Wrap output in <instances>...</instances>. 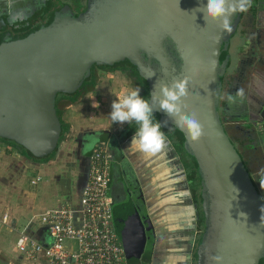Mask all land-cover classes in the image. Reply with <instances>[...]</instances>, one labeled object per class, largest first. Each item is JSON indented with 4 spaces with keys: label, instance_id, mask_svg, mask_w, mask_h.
<instances>
[{
    "label": "water",
    "instance_id": "95a60500",
    "mask_svg": "<svg viewBox=\"0 0 264 264\" xmlns=\"http://www.w3.org/2000/svg\"><path fill=\"white\" fill-rule=\"evenodd\" d=\"M201 2L207 0H85L79 11L65 3L23 34L2 33L0 137L32 156L57 150V94L76 91L93 64L131 65L143 79L147 99L158 81L188 76L187 110L197 113L206 134L193 143L171 120L163 128L183 138L197 164L204 224L195 264H215L210 259L215 255L223 257L222 264H263L264 199L219 115L229 38L241 13L233 17L232 31L224 32L195 10ZM154 116L167 119L161 111ZM114 142L111 138L118 148ZM119 220L115 214L126 250L143 252L151 233L146 214L137 207L125 222Z\"/></svg>",
    "mask_w": 264,
    "mask_h": 264
},
{
    "label": "crops",
    "instance_id": "0c3cea01",
    "mask_svg": "<svg viewBox=\"0 0 264 264\" xmlns=\"http://www.w3.org/2000/svg\"><path fill=\"white\" fill-rule=\"evenodd\" d=\"M28 1L30 2V0H0V22L7 20L12 12L19 13L24 8L23 4H27ZM60 1L69 3L70 0H51L54 3ZM241 88L245 90L246 98L243 103L237 101L229 105L226 110L229 114L225 113L227 117L224 118L228 124H231L230 119L233 118L246 127L249 124L258 129L260 152L257 153L261 155L260 166L264 169V112L258 114L259 110L264 108V75L251 68ZM127 89L128 85L119 87L117 80L116 82L97 81L92 89L81 93L74 102L60 97L57 104L59 110H61L60 105H64L66 109L64 120L69 123V129L60 140L55 154L46 161H36L4 142L6 144L3 150L11 154L0 150V167L6 168V164L9 168L12 164L9 158L19 156L15 157L19 160L17 164H25V167H29L26 169L28 171L35 170L31 178L39 176L35 182L37 189L32 193L39 199L42 197V208L66 202L77 205V198L87 175L91 148L96 141L107 140L113 152L109 188L113 198V213L120 217L123 213L126 214L139 207L141 212L146 214L151 225L150 237L142 254L144 262L195 264V249L203 229V213L200 183H195L186 163L190 157L177 148L176 138L164 129L161 130L165 132L170 143H167L159 154L146 156L130 147L134 132L128 133L125 129L127 123H112L108 118L112 101ZM231 90L233 92L227 89L223 93L220 92L219 100L228 93L235 94L236 90L233 88ZM222 99L227 101L225 98ZM231 113L233 115L229 116ZM228 127L230 128V125ZM100 130L104 132H98ZM111 138L115 141L114 144H118V148L111 145ZM11 147L16 152L12 151ZM118 183L121 184L118 186ZM261 186L264 188V184ZM49 191L50 193L47 194ZM261 194L263 196V193ZM5 213L6 221L1 217L0 221L9 224V230H16L17 216L12 215L8 210ZM1 234L0 244L5 254L13 256L12 251L14 256L24 261L18 263L33 264L15 249L16 237L11 239L8 233ZM130 259L139 262L137 256L135 258L130 256Z\"/></svg>",
    "mask_w": 264,
    "mask_h": 264
},
{
    "label": "built area",
    "instance_id": "2783aa9c",
    "mask_svg": "<svg viewBox=\"0 0 264 264\" xmlns=\"http://www.w3.org/2000/svg\"><path fill=\"white\" fill-rule=\"evenodd\" d=\"M112 159L107 140L96 141L77 205L66 202L30 216L17 233L15 249L33 264H139L130 259L114 223Z\"/></svg>",
    "mask_w": 264,
    "mask_h": 264
},
{
    "label": "clouds",
    "instance_id": "9594fccd",
    "mask_svg": "<svg viewBox=\"0 0 264 264\" xmlns=\"http://www.w3.org/2000/svg\"><path fill=\"white\" fill-rule=\"evenodd\" d=\"M251 5L252 0H207L206 3L201 2L195 10L203 13L206 24L214 21L221 31L231 32L233 17L237 13L247 12ZM189 85L188 76L173 79L170 83L158 81L154 85L151 99L142 96L139 87L128 88L112 101L108 118L112 123L131 125L134 122L137 127L131 138L130 147L146 156L159 154L167 143H170L165 132L161 130L169 120L176 128L186 131L193 143L199 142L206 134L205 127L195 111L187 110ZM222 98L231 106L237 101L243 103L246 93L243 88H238L235 94L228 93ZM156 111L163 112L167 119L163 122L157 121L154 116ZM210 259L215 264H222L223 261V257L219 255L211 256Z\"/></svg>",
    "mask_w": 264,
    "mask_h": 264
},
{
    "label": "flooded vegetation",
    "instance_id": "af4514ba",
    "mask_svg": "<svg viewBox=\"0 0 264 264\" xmlns=\"http://www.w3.org/2000/svg\"><path fill=\"white\" fill-rule=\"evenodd\" d=\"M38 1H34L31 4L28 2L27 4L29 5H27L26 8H22L19 13L12 12L10 16L7 17L8 23L7 20H1V33L10 31L12 34H18L20 33L19 29L21 26L24 27L27 23H43V21L46 20L50 15L49 12L53 9V5L47 8V2L49 0H46L45 2L44 0H40L41 2ZM68 4L74 11H79L82 8V6L79 7L76 4L75 0H70ZM236 33L239 35V40L237 43V59L233 63L231 59L228 60L226 70L222 76L221 93H223V91L226 89L232 91L231 88L234 90L241 88L242 83L245 81L247 73L251 68L264 75V0H252V5L249 10L247 12L241 13L236 29L229 38L228 47L230 46L231 38L235 36ZM95 67H97V65L94 66V69ZM124 74H126V76H128L130 79L134 77L129 76L127 72H124ZM228 108V102L221 98V100H219V115L222 119L224 128L234 143L239 146L238 142L241 140L244 143L243 147L248 149L250 152L252 151V148L255 147V144L258 148H260L258 140L259 131L258 129L254 128V126L248 124L246 127L243 124L236 122V120L233 118L230 119L231 124H227V120H225L224 117L226 116L225 113H227L226 110ZM263 112L264 108L260 109L258 114H263ZM232 115L233 113H231L229 116ZM229 125L233 131H230L231 129L228 127ZM254 137L257 138L255 144L253 141ZM252 176L255 180V183L257 184L258 189L261 191V193H263L264 196V188L261 186L264 184V175L261 172H258L255 175L252 173ZM129 213H131V211L127 212L126 214L123 213V215L120 216L119 221L125 222L124 219H127ZM149 237L150 235L148 238ZM144 247H146V245ZM144 251L145 250H143L141 253H132H136L137 256L144 257L142 256ZM140 264L146 263L140 262Z\"/></svg>",
    "mask_w": 264,
    "mask_h": 264
},
{
    "label": "rangeland",
    "instance_id": "374dc122",
    "mask_svg": "<svg viewBox=\"0 0 264 264\" xmlns=\"http://www.w3.org/2000/svg\"><path fill=\"white\" fill-rule=\"evenodd\" d=\"M34 1H38V0H30V2L29 1L28 2L29 4H31ZM38 2H40V0ZM29 4H23V7L26 8V6ZM237 35L238 33H236V35L231 38L230 46L228 47L229 59H231L232 63L235 62L237 59V51H238L237 43L239 40V35L238 36ZM94 70L96 72L98 82L99 81L105 82L111 80H114V82H116L117 80L119 87L120 86L125 87V85H128V88L137 87L135 86V84L132 83L131 79L128 76H126L124 72H122L121 69L118 68L104 69L97 66L95 67ZM60 108H61L60 111L62 113V117L65 119L66 109L64 105H60ZM4 144L6 143L0 140V150L4 151V153L6 154H11V152L3 150ZM238 144L240 148L243 149L245 154L249 153V150L243 147L244 143L241 140H239ZM11 150L14 151L12 147ZM257 152L260 151L257 150ZM7 157L8 156H6V158ZM15 157L18 158L19 156H12L11 158H9L12 161V164L10 165L9 168L6 166V164H5L6 168L0 167V217L2 218V215L5 213L6 210L10 211L12 215L17 216L18 218L16 220V228L21 229L22 226L27 222V219L30 217L32 213L37 212L38 210L39 211L42 209L44 210L45 207L42 208V204H43L41 199L42 197L39 199L34 193H32L33 191L35 192L37 189V185L31 182V176L34 175L35 170H31V169L29 171L26 170L29 167L28 166L25 167L24 166L25 164L22 163L17 164L19 160L15 159ZM251 161H254L256 163L257 160L255 158H251L249 162V165L252 168V173L255 175L256 173H258V170L255 167V163ZM121 183H118L117 185L119 186ZM50 191L47 192V194H49ZM111 192H113V186H111ZM9 228H10L9 224L2 223L0 221V233L2 234L8 233L10 235L8 237L14 239L17 234V229L9 230ZM11 254H13V256L5 254L4 249L0 244V264H3L2 262H5L7 264H9L8 262H13L15 264H21L18 262H24L22 258L14 256V253L12 251Z\"/></svg>",
    "mask_w": 264,
    "mask_h": 264
},
{
    "label": "trees",
    "instance_id": "16d2710c",
    "mask_svg": "<svg viewBox=\"0 0 264 264\" xmlns=\"http://www.w3.org/2000/svg\"><path fill=\"white\" fill-rule=\"evenodd\" d=\"M75 2H76V4L79 7L82 6V8H83L85 6V0H75ZM63 3H64L63 1H60L58 3H56V2L54 3V2H51V0H49L47 2V8L53 5V9L49 12V14H51L52 12H55L57 9H59L62 6ZM49 16L43 22H47L49 20ZM36 24H39V23L30 22V23H27L24 27L21 26V28L19 29L20 33H18V34H23V33L27 32L31 27L35 26ZM1 34L2 33H0V35ZM18 34L16 33V35H18ZM94 66H96V64L91 65L90 74H89L88 78H86L82 82L81 86L76 91H74L72 93H58L57 94L56 101H55V107H56L57 115H58V117L60 119V122H61V133H60V136H59V141L64 137L65 133L68 131L69 123L67 121H65L64 118L62 117V113L59 110L57 101H58V99L60 97H64L69 102H74V101L77 100L78 96L81 93L92 89L95 86L96 82H97V75H96V72L94 70ZM97 66H99L101 68H104V69H115V68H118V69H121L124 72H127V74L129 76H134L133 78H131L132 83L135 84V86L139 87L141 89V95L144 96L145 98H147V90H146L145 84L143 82V79L139 75L137 70L134 67H132L131 65H129V64H121V65H117V66H106L104 64H100V65H97ZM136 127H137V125L134 122L131 125H129L128 123L125 125V129H127L128 133L135 132ZM162 129L168 131L173 137L176 138L177 148L180 151H182L185 154H188L190 159H188V161H186V163H187V166H188L189 171H190L189 173H190L191 177L194 178L195 183L199 184L200 183V178H199V174H198V170H197L196 161L194 159H192L191 155L184 149V147L182 145L183 138L176 136L174 134V132L171 131V130H168V129H165V128H162ZM225 131H226V129H225ZM98 132L101 133V132H104V131L100 130ZM227 134H228V132H227ZM0 140L6 142L7 144H10L12 147H14L20 153H22V154L26 155L27 157H29V158H31L33 160H36V161H46L47 159L52 157L55 154V151H56V150H53L52 152H50L49 154L44 155V156H39V157L38 156H32V155H30L27 152V150L23 146H21L20 144H18L14 140L3 138V137H0ZM253 141H254V144H255V141H256L255 137H254ZM236 147L239 150V152L241 153V155L243 156V159H244L247 167L249 168L251 174H252V168L249 165V162H250L251 158H255L259 164L257 162L255 163L254 161H251V162H254L256 169H258V172H261L264 175V169H262L261 166H260V163H262L261 162V155H259L257 153V150L259 151V149L256 146V144H255V147L252 148V151L251 152L249 151L248 154L247 153L245 154V152L239 146L236 145ZM256 186H257V184H256ZM203 224H204V217H203ZM127 253H128V255L133 256L134 258L137 256L136 253H132L130 251H127ZM2 263L3 264H7L5 262H2Z\"/></svg>",
    "mask_w": 264,
    "mask_h": 264
}]
</instances>
